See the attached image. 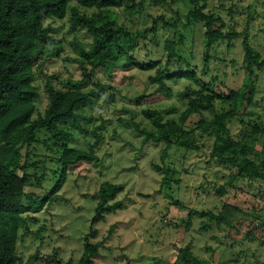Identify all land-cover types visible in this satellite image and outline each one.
Returning a JSON list of instances; mask_svg holds the SVG:
<instances>
[{"label": "rangeland", "instance_id": "obj_1", "mask_svg": "<svg viewBox=\"0 0 264 264\" xmlns=\"http://www.w3.org/2000/svg\"><path fill=\"white\" fill-rule=\"evenodd\" d=\"M172 1L169 7L146 2L145 9L134 15L126 9H116V21L131 32L151 28L163 17L168 22H178L186 39L183 57L197 66L202 78L205 31L202 27L185 30L183 25L187 23L191 7L187 0ZM75 5L74 2L72 6ZM209 11L222 17L226 32L247 33L251 47L264 62V0H211ZM69 23L70 16L66 21L53 23L56 29L53 35L60 42L55 46L59 56L46 70L53 77V85L61 89H68L67 83L82 81L75 44L88 47L91 43L85 31H72ZM140 48L139 63L166 62L163 44L157 47L155 40H147ZM215 59L206 82L217 77L222 82L218 87L225 92L240 90L247 94L254 90L251 104L244 102L238 118L229 125L232 136L239 140L246 135L245 141L251 142L257 152H264V67L248 69L242 40L233 41L231 49L223 45ZM152 74L137 69L116 70L111 75L98 71L95 81L85 80V91L99 93L102 90L96 84L105 86L101 100L85 112L92 119L88 130L96 129L103 137L96 150L97 160L70 167L67 182L56 193L59 201L45 204L39 213H30L37 221L30 220L27 228L22 229L17 250L19 264H47V257L57 250L58 262L53 264H75L82 255L84 238L90 233L97 195L104 183L123 187L117 199L123 209L105 215L95 226L98 231L95 242L105 241L98 264H176L179 251L187 244L193 246L198 258L209 264H264V183L238 179L235 189L218 197L216 190L229 182L235 172L210 160L212 141H200V152L174 148L163 163L165 145L145 143L144 137L135 131L133 123L151 128L144 116L147 111L161 112L165 121H178L189 104L188 98L181 94L189 85L198 89L193 80L182 79L170 83L172 95L157 93V86L148 82ZM44 84L45 78H41L38 85L42 100L38 107L42 112L47 103ZM222 108L217 104V109ZM204 116L213 118L209 113ZM196 121L194 118L192 123ZM73 133L76 139L71 143L72 148L88 150L94 142L91 136ZM35 153L42 156L45 151L37 147ZM153 165L169 169V188L163 184L164 174ZM30 171L39 178L43 175L40 170ZM56 180L48 171L41 186L34 185L28 192L43 199L55 187ZM225 205L243 209L250 219L238 220L231 228L212 225L208 232L201 231L200 219H193L189 228L185 224L193 211L219 214Z\"/></svg>", "mask_w": 264, "mask_h": 264}, {"label": "trees", "instance_id": "obj_2", "mask_svg": "<svg viewBox=\"0 0 264 264\" xmlns=\"http://www.w3.org/2000/svg\"><path fill=\"white\" fill-rule=\"evenodd\" d=\"M211 0H187L191 11L185 30L202 27L203 68L185 61L183 49L186 39L178 28V22L156 20L152 27L144 31L131 32L119 26L114 10L126 9L132 15L142 12L146 2H158L169 7L172 0H0V264H19L18 244L22 239V229L27 228L30 220L37 219L31 212L39 213L45 204L59 201L56 193L67 182L68 170L82 162L97 160L96 150L101 146L103 137L96 129L89 131L87 125L92 119L85 116L86 110L93 109L103 96L104 85L96 84L102 91H85V80H94L98 71L111 75L116 70L137 69L149 75L148 82L157 86L156 92L172 95L170 83L182 79L193 80L198 89L187 86L181 97L188 98L187 110L178 121H165L159 111H147L145 118L150 129L134 124L137 133L144 137L145 143H163L162 162L174 149L186 152H200V141H212L210 160L216 164L234 170V176L216 190L222 197L236 188L238 179L260 181L264 183V152H257L244 135L237 140L232 136L229 125L238 118L244 102L251 104L254 90L243 93L240 90H222V82L209 76L210 65L223 45L232 48V42L242 40L244 63L251 70L264 62L251 47L247 33L226 32V23L214 11H209ZM75 6H72L73 3ZM92 11L93 13H88ZM70 16L72 31L79 29L91 38L88 47L75 44L76 59L83 79L80 82L67 83L68 89L53 85V77L46 72L47 65L58 58L59 49H55L59 40L53 35L54 22L66 21ZM147 40H155V46L161 47L166 62H152L149 65L139 63L137 55L142 52L140 46ZM50 48H53L50 52ZM186 67H184L185 63ZM45 78L43 92L46 97L44 112L38 103L42 93L38 81ZM223 88H226L223 85ZM192 96V97H191ZM112 101L114 100L111 99ZM220 104L222 110L217 109ZM213 116L208 119L204 116ZM196 118L197 121L192 123ZM191 124V125H190ZM74 131L91 136L94 142L88 150L75 149ZM41 147L45 154L39 156L35 149ZM51 165L52 167H49ZM51 168V169H48ZM153 168L164 174L163 184L169 188L167 167ZM40 170L39 178L30 170ZM48 171L56 180L55 187L44 198L28 192L36 185L40 187ZM37 172V171H36ZM122 186L104 183L97 197V207L91 223L90 233L84 238V248L75 264H98L102 258L105 241L95 242L97 224L110 215L123 209L118 201L123 192ZM193 219L201 220V231L208 232L212 225L218 228H231L238 220H249L243 209L225 205L219 214L211 211H193L185 223L189 228ZM59 251L47 257L46 263L58 262ZM176 264H209L198 258L191 244L179 251Z\"/></svg>", "mask_w": 264, "mask_h": 264}]
</instances>
